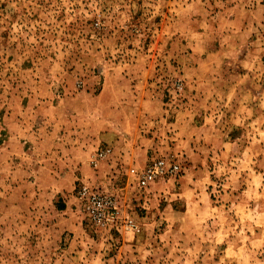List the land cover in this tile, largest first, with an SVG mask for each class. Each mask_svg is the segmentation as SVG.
<instances>
[{
    "label": "rangeland",
    "instance_id": "1",
    "mask_svg": "<svg viewBox=\"0 0 264 264\" xmlns=\"http://www.w3.org/2000/svg\"><path fill=\"white\" fill-rule=\"evenodd\" d=\"M0 264H264V0H0Z\"/></svg>",
    "mask_w": 264,
    "mask_h": 264
},
{
    "label": "built area",
    "instance_id": "2",
    "mask_svg": "<svg viewBox=\"0 0 264 264\" xmlns=\"http://www.w3.org/2000/svg\"><path fill=\"white\" fill-rule=\"evenodd\" d=\"M101 150L99 155L105 154ZM177 163H166L162 159H153L144 168L138 184L145 187L156 178L164 177L178 170ZM77 199L86 217L92 225L102 230L138 233L141 228L130 216L123 215L119 202L113 195L93 191L82 186L77 191Z\"/></svg>",
    "mask_w": 264,
    "mask_h": 264
}]
</instances>
